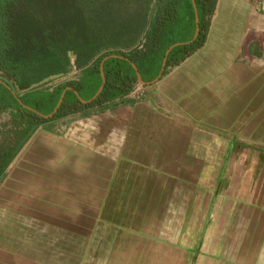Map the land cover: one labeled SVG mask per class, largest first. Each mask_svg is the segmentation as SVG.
<instances>
[{
	"label": "crops",
	"instance_id": "obj_1",
	"mask_svg": "<svg viewBox=\"0 0 264 264\" xmlns=\"http://www.w3.org/2000/svg\"><path fill=\"white\" fill-rule=\"evenodd\" d=\"M153 81L95 106L85 90L83 111L21 142L0 175V264H125L200 240L264 264V5L218 0L204 46Z\"/></svg>",
	"mask_w": 264,
	"mask_h": 264
},
{
	"label": "trees",
	"instance_id": "obj_2",
	"mask_svg": "<svg viewBox=\"0 0 264 264\" xmlns=\"http://www.w3.org/2000/svg\"><path fill=\"white\" fill-rule=\"evenodd\" d=\"M199 15L196 33L195 7ZM218 0H0V112L12 114L15 131L2 132L0 175L39 125L83 111L87 99L95 106L134 91L139 69L145 82L178 65L204 46ZM192 41V42H191ZM175 46L167 56L169 49ZM76 56L77 78L69 76ZM62 75L34 90L17 95L45 79ZM78 91L79 96L71 90ZM64 100L52 119L61 96ZM17 96V97H16ZM80 97V98H79ZM27 105L33 109L23 107ZM6 138H8L6 140ZM14 154V155H13Z\"/></svg>",
	"mask_w": 264,
	"mask_h": 264
},
{
	"label": "rangeland",
	"instance_id": "obj_3",
	"mask_svg": "<svg viewBox=\"0 0 264 264\" xmlns=\"http://www.w3.org/2000/svg\"><path fill=\"white\" fill-rule=\"evenodd\" d=\"M23 107H25V109L27 108L28 110L33 109L27 105H24ZM5 123H6V115L0 116V126H4ZM192 228L194 230L197 229V227H192ZM203 229H202V232H203ZM192 235L193 237H195L194 232ZM194 242L195 241H191V244H195V245L194 246L190 245L189 248L187 249L189 256L185 255L184 253L183 255H181L182 254L181 251H177V249H174V253H173L174 256L171 258L170 257L166 258L164 256L163 257L159 256L157 258H153V257L133 258V259H126L125 264H203L202 261L205 260L204 257H207L211 254L203 250L201 240L198 243H194ZM158 252L165 253V251H161L160 249ZM210 258L213 261H215L217 264H234L235 263L228 257L223 256L222 253L220 254L219 252L215 254V256L211 255Z\"/></svg>",
	"mask_w": 264,
	"mask_h": 264
},
{
	"label": "water",
	"instance_id": "obj_4",
	"mask_svg": "<svg viewBox=\"0 0 264 264\" xmlns=\"http://www.w3.org/2000/svg\"><path fill=\"white\" fill-rule=\"evenodd\" d=\"M194 7H195V12H196V14H195V19H196V34H195V37H194L193 41L197 38V35H198V32H199V16H198V12H197V8H196V4H195V2H194ZM181 44H183V43H178V44L172 46V47L170 48V50L167 52V56L169 55V52H170L175 46H178V45H181ZM70 57H71V60H72V66L70 67V72H72L73 69H74L76 56H75L73 53H70ZM166 62H167V58H165V60H164V63H163V65H162V69H161V72H160L159 76H158L153 82H156V81H157V80L163 75L164 70H165V67H166ZM134 67H135V65H134ZM135 69L137 70L136 67H135ZM0 73H3V72L0 71ZM101 75H102V78H103V84H102V86L100 87V89L98 90L97 94H96V95H95V96H94L89 102L94 101V100L98 97V95L103 91V89H104V87H105V84H106V76H105V73H104V68H103V66L101 67ZM60 77H62V75L51 76V77L45 79L44 81H42V82H40V83L33 84L29 89H26V90H20V89H18V90H19V91H22V92H23V91L26 92V91L31 90V89H33V88L40 87V86H42V85H44V84H46V83H48V82H50V81H52V80L58 79V78H60ZM137 77H138V79H139V81H140L141 84H143V85L148 84V83H146V82L143 81V79H142V77H141V74H140L138 71H137ZM79 98H80V97H79ZM63 100H64V95L61 96V99H60V101H59V103H58V105H57V107H56V109L54 110L53 113H51V114H49V115H42V116L45 117V118H51V117H53V116L56 114V112H57L58 108L60 107L61 103L63 102ZM80 100H81L82 102H84V103L87 102V101L83 100L82 98H80Z\"/></svg>",
	"mask_w": 264,
	"mask_h": 264
},
{
	"label": "built area",
	"instance_id": "obj_5",
	"mask_svg": "<svg viewBox=\"0 0 264 264\" xmlns=\"http://www.w3.org/2000/svg\"><path fill=\"white\" fill-rule=\"evenodd\" d=\"M255 4H257V5H264V0H252ZM77 72H78V70H77V68H76V66L74 65V69H73V71L70 73V77H71V79L73 78V79H75L76 78V76H77ZM141 86L140 85H137L136 86V88L134 89V91L136 92V93H139L140 91H141Z\"/></svg>",
	"mask_w": 264,
	"mask_h": 264
}]
</instances>
